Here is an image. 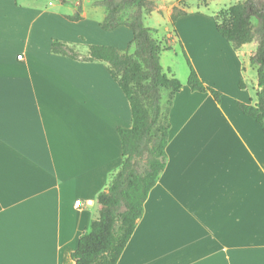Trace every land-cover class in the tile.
<instances>
[{
    "label": "crops",
    "instance_id": "1",
    "mask_svg": "<svg viewBox=\"0 0 264 264\" xmlns=\"http://www.w3.org/2000/svg\"><path fill=\"white\" fill-rule=\"evenodd\" d=\"M152 1L144 23L169 41L160 64L181 88L165 168L117 264H264V132L238 108L257 103L255 44L235 50L216 30L218 11L173 23L180 0ZM21 2L0 0V264H73L97 196L121 167L117 129L131 127V110L104 63L55 55L51 42L132 52V33L102 30L94 1L58 0L54 12ZM78 6L80 20H69ZM175 45L219 101L189 89L177 56L164 62Z\"/></svg>",
    "mask_w": 264,
    "mask_h": 264
},
{
    "label": "trees",
    "instance_id": "2",
    "mask_svg": "<svg viewBox=\"0 0 264 264\" xmlns=\"http://www.w3.org/2000/svg\"><path fill=\"white\" fill-rule=\"evenodd\" d=\"M59 1L63 5L69 2ZM93 1L105 10L101 29L128 28L132 33L133 51L88 45L86 52L80 55L74 46L54 40L51 52L72 60L104 63L130 105L131 127L117 129L122 150L121 167L112 175L108 188L98 194V217L81 235L71 254L73 264H117L142 216L149 192L165 168L168 114L181 84L163 71L160 55L166 49L154 38V30L144 23L155 8L152 0ZM198 1L206 5L209 0ZM80 13L81 6H78L69 20H80ZM184 15L174 8L171 20L174 23ZM214 21L218 33L235 50L255 44L249 63L256 69L257 103H238V108L264 132V0L238 2L218 12ZM183 56L189 69V89L209 93L219 101L220 93L203 84L185 52Z\"/></svg>",
    "mask_w": 264,
    "mask_h": 264
},
{
    "label": "rangeland",
    "instance_id": "3",
    "mask_svg": "<svg viewBox=\"0 0 264 264\" xmlns=\"http://www.w3.org/2000/svg\"><path fill=\"white\" fill-rule=\"evenodd\" d=\"M21 4H26L31 6L32 8H36L38 11H46V12H54L57 9V2L58 0H21ZM86 4L92 2L93 0H86ZM237 0H210L208 7H199L201 4L198 0H180L177 6L174 8H177L179 12H182L184 14L188 13H203L207 17H213L214 12H220L221 10H225L228 8V6L236 3ZM243 1V0H239ZM154 3V2H153ZM155 5V4H154ZM227 7V8H226ZM174 8L172 9L171 16L174 12ZM217 12V13H218ZM27 14H30L28 17H45V16H38L37 14H32V12L27 11ZM215 13V15L217 14ZM214 15V17H215ZM146 16L145 18H147ZM183 17V16H181ZM193 17V16H190ZM197 17V16H195ZM149 19V18H148ZM129 31V30H126ZM129 33V32H128ZM113 35V34H111ZM170 37L168 39H172V32H169ZM167 39V40H168ZM166 39L162 40L161 46L163 49L169 48V41L164 43ZM158 41V40H157ZM76 52L82 55L84 52L81 48L77 49L75 48ZM169 51V50H168ZM183 51L178 45H175L172 50L168 52L166 55L164 62H171L174 61V57L177 56V61L180 63V65L183 68H187L186 61L183 56ZM176 59V58H175Z\"/></svg>",
    "mask_w": 264,
    "mask_h": 264
},
{
    "label": "built area",
    "instance_id": "4",
    "mask_svg": "<svg viewBox=\"0 0 264 264\" xmlns=\"http://www.w3.org/2000/svg\"><path fill=\"white\" fill-rule=\"evenodd\" d=\"M18 59H21V56H19ZM87 204H91V201H87ZM75 205L77 207L80 206V201H76Z\"/></svg>",
    "mask_w": 264,
    "mask_h": 264
}]
</instances>
